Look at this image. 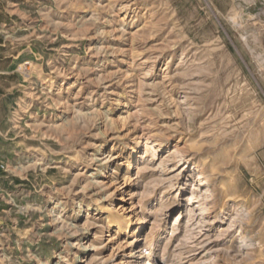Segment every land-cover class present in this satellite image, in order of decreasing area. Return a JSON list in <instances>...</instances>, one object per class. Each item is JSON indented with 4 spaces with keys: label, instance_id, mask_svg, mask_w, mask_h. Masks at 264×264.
<instances>
[{
    "label": "rangeland",
    "instance_id": "rangeland-1",
    "mask_svg": "<svg viewBox=\"0 0 264 264\" xmlns=\"http://www.w3.org/2000/svg\"><path fill=\"white\" fill-rule=\"evenodd\" d=\"M0 67V264H264V0H0Z\"/></svg>",
    "mask_w": 264,
    "mask_h": 264
},
{
    "label": "bare ground",
    "instance_id": "bare-ground-1",
    "mask_svg": "<svg viewBox=\"0 0 264 264\" xmlns=\"http://www.w3.org/2000/svg\"><path fill=\"white\" fill-rule=\"evenodd\" d=\"M107 157L109 159H113L114 158V157H111V156H108V155L106 156V158ZM200 177L201 176L199 175V179H200ZM196 184L197 185H205L206 183H205L204 180H201V181L197 182ZM123 200H125V199H123ZM186 200H189L188 205H192V204H195L196 202H198L196 200V197L194 198L191 195H189L188 197H186ZM126 257H127V260L128 259H135V258L137 259V258H140V256L137 254V249H134V248L131 251L127 252ZM125 262H127V261L125 260ZM144 264H149V263L148 262H145ZM150 264H161V262L159 260H153Z\"/></svg>",
    "mask_w": 264,
    "mask_h": 264
},
{
    "label": "crops",
    "instance_id": "crops-1",
    "mask_svg": "<svg viewBox=\"0 0 264 264\" xmlns=\"http://www.w3.org/2000/svg\"><path fill=\"white\" fill-rule=\"evenodd\" d=\"M8 68L0 67V77H3L8 72Z\"/></svg>",
    "mask_w": 264,
    "mask_h": 264
},
{
    "label": "water",
    "instance_id": "water-1",
    "mask_svg": "<svg viewBox=\"0 0 264 264\" xmlns=\"http://www.w3.org/2000/svg\"><path fill=\"white\" fill-rule=\"evenodd\" d=\"M3 224V221L2 220H0V226Z\"/></svg>",
    "mask_w": 264,
    "mask_h": 264
}]
</instances>
